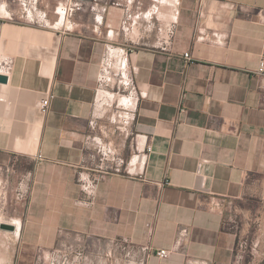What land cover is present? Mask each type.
<instances>
[{"label": "crops", "instance_id": "obj_1", "mask_svg": "<svg viewBox=\"0 0 264 264\" xmlns=\"http://www.w3.org/2000/svg\"><path fill=\"white\" fill-rule=\"evenodd\" d=\"M37 8L0 0V170L11 193L32 175L26 200L5 207L20 220L0 264H62L70 251L84 254L68 264H109L110 249L116 264H264V0ZM106 70L135 88L123 155L152 151L142 177L108 175L88 205L93 138L118 140L97 117L115 97ZM241 238L250 248L239 260Z\"/></svg>", "mask_w": 264, "mask_h": 264}, {"label": "built area", "instance_id": "obj_2", "mask_svg": "<svg viewBox=\"0 0 264 264\" xmlns=\"http://www.w3.org/2000/svg\"><path fill=\"white\" fill-rule=\"evenodd\" d=\"M21 8L23 9V14L32 15L33 12H37L38 8V0H18ZM38 15L43 16V12H39ZM190 54L186 53L184 58L190 59ZM7 75L8 71L10 70V67L8 66L6 68ZM259 74L264 75V55L260 61V66L258 70ZM119 75V74H118ZM52 96L50 94L44 96L38 103L37 107L39 111L42 114H46L48 107L50 105ZM118 115L120 119L126 118L124 115L125 113H121L117 111L114 115ZM132 120H133V114H132ZM115 123V122H114ZM121 124V122H119ZM127 125V123H125ZM117 131L119 132V135L125 139H122L119 145H116L114 143H104L102 139L98 137H94L93 140L97 141L96 145V151L97 154L93 157H97L98 164H96L93 167V175H86L83 178H81V187L82 191L84 192L87 200L86 204L93 205L95 200V191L98 186V183L107 177L108 175H123L127 177H133V178H139L142 177L144 174V167L146 160L148 158V155L151 153L152 149L151 147H145L143 152H137L136 154H133L130 158H126L123 155V149L122 147L124 144L122 142L127 140L128 137H131L133 131H132V122L130 124V129L126 134H124L125 129L122 130L121 127H116ZM116 131V132H117ZM139 151V147H137ZM139 155L141 156V163L139 165ZM40 159L43 157L41 155L38 156ZM0 170V187L3 185V188H8L5 185V177H2ZM8 172V170H6ZM31 173H28L26 177L21 178V180L18 182L16 188L14 189V197L16 201H24L26 200L28 194H29V187H28V181L30 180ZM2 179V181H1ZM115 245V243H113ZM250 248V243L245 238H241L237 244V250H236V256L239 260H242L247 251ZM125 250L126 247H123ZM169 250H158L156 251V255L160 259H167L170 256ZM67 256L64 258L62 264H68V263H77L79 260H82L83 258V251H70L66 253ZM69 254V255H68ZM104 257L108 260L109 264H116L114 257V250L110 249L107 250L104 253Z\"/></svg>", "mask_w": 264, "mask_h": 264}, {"label": "rangeland", "instance_id": "obj_3", "mask_svg": "<svg viewBox=\"0 0 264 264\" xmlns=\"http://www.w3.org/2000/svg\"><path fill=\"white\" fill-rule=\"evenodd\" d=\"M63 13V10H61ZM128 79V78H127ZM104 84L105 88L103 89L105 92L112 93L115 97L113 102H111L106 97L101 102V110L100 113L97 115L101 120H105L109 122L116 127H121L122 130L125 129L124 134L129 131L130 124L132 122V112L133 107L126 106L125 103L121 101L119 97L126 96L128 98H133V94L135 93L134 85L130 81H125L122 78V75H118L117 71L111 72L110 70L105 72V78H104ZM105 95V94H104ZM136 95V94H135ZM117 97L120 99V103L127 107L128 109H125L123 106L119 105V102L117 101ZM135 100V98H133ZM122 107L124 110H122ZM117 111H121L125 113L126 118L120 119L118 117L119 114L114 115ZM127 120V121H126ZM115 122V123H114ZM121 122V124H119ZM127 123V125L125 124ZM98 128L96 127V130ZM95 130V131H96ZM117 131V130H116ZM119 132L117 131L115 133V137L118 138L117 141L114 142V144L119 145ZM92 138V137H91ZM123 139H125L123 137ZM127 143L130 141V137L127 138ZM126 143L125 140L123 141V144ZM123 149V147H122ZM123 151V150H122ZM140 152V151H139ZM2 181V179H1ZM14 193L10 192L8 188H3V185L0 187V256L5 257L8 254V244L10 242V247L14 246L15 240H17V237L14 235L16 233V228L19 225V220L15 218L14 212L8 211L5 207L11 206L13 203H15V198H13ZM13 211V210H12ZM3 226H13L15 228V233L11 232L10 229H4ZM9 240V241H8Z\"/></svg>", "mask_w": 264, "mask_h": 264}, {"label": "bare ground", "instance_id": "obj_4", "mask_svg": "<svg viewBox=\"0 0 264 264\" xmlns=\"http://www.w3.org/2000/svg\"><path fill=\"white\" fill-rule=\"evenodd\" d=\"M109 96H111V95H109ZM120 99H121V101L123 102V103H125L126 104V106H128V103H129V107H132V100H131V98H128V97H126V96H122V97H120ZM127 121V120H126ZM143 143V142H142ZM141 147V148H140ZM139 148L140 149H142L143 148V146H142V144L139 146ZM140 163H141V158H140V156H139V165H140ZM19 226V225H18ZM13 227V226H12ZM18 228V227H17ZM16 228V229H17ZM17 231V230H16ZM11 232H13V233H15V228L13 227V229L11 230Z\"/></svg>", "mask_w": 264, "mask_h": 264}, {"label": "water", "instance_id": "obj_5", "mask_svg": "<svg viewBox=\"0 0 264 264\" xmlns=\"http://www.w3.org/2000/svg\"><path fill=\"white\" fill-rule=\"evenodd\" d=\"M8 82V77L4 76V75H0V83H7ZM4 229H10L12 230L13 227L12 226H3Z\"/></svg>", "mask_w": 264, "mask_h": 264}]
</instances>
